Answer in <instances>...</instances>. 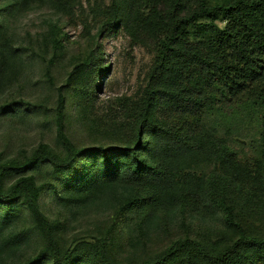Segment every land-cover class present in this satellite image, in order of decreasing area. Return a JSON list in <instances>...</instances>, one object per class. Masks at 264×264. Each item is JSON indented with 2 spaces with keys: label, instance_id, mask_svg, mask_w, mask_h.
Returning <instances> with one entry per match:
<instances>
[{
  "label": "trees",
  "instance_id": "1",
  "mask_svg": "<svg viewBox=\"0 0 264 264\" xmlns=\"http://www.w3.org/2000/svg\"><path fill=\"white\" fill-rule=\"evenodd\" d=\"M36 1L42 0H2L0 13ZM105 21L121 23L132 35L138 29L154 54L140 98L115 99L122 119L114 134L121 137L126 128L131 140L121 137L123 146L111 150L77 148L65 133L63 86L45 77L56 93L52 126L60 153L39 144L32 157L66 172L90 153L104 154L101 175L94 168L75 184L64 207L68 221L93 214L105 220L69 237L40 203L54 186L39 181L36 164L12 166L0 156V264H264V229H250L243 210L264 219V0H111ZM4 26L0 20L2 33ZM57 35V24L48 20L40 42L48 48L51 39L55 46ZM0 36V116L11 112L26 125H43L32 101L4 97L3 86L30 74L34 58ZM97 63L90 53L67 79ZM211 117L232 131L255 124L261 155L240 162L225 139L244 142L229 132L218 136ZM200 165L210 169L196 176ZM174 184L183 188L171 206L159 205V195L147 190L161 193ZM203 206L209 215L199 213Z\"/></svg>",
  "mask_w": 264,
  "mask_h": 264
},
{
  "label": "rangeland",
  "instance_id": "2",
  "mask_svg": "<svg viewBox=\"0 0 264 264\" xmlns=\"http://www.w3.org/2000/svg\"><path fill=\"white\" fill-rule=\"evenodd\" d=\"M110 5L111 0H42L31 2L26 9L16 8L10 14L9 11L5 12V8L0 13V20H4L5 25L3 33L0 34L4 39L11 38L14 47L25 49L27 54L34 58V65L32 64L30 70L32 75L19 76L15 81L7 84V87L4 85V97L8 98L7 102L13 100L11 98L15 96L32 101L33 106L38 107L34 116L40 122L46 119L43 125L35 123L26 125L24 120L18 119V116L11 112L8 116L6 113L1 114L0 152L4 154L0 156L7 160L4 164L12 166L26 162L27 168L28 165L36 164L35 173L39 176V181L46 186L49 183L54 186L41 196L40 203L49 220L54 222V226L56 224L66 226L65 231L71 238L81 235L80 231L83 230L84 224L93 220L99 222L105 220L103 215L93 214L90 218L77 219L75 222L70 220V222L64 207L67 195L73 191L75 184H83L86 177L93 176L91 173L94 172V168L97 170L95 175H101L99 165L104 160V154L90 153L79 159L75 166L66 172H54L49 163L41 165L39 160L32 159L39 144H45L46 152L49 154L60 153L54 141L52 126L56 93L52 85L45 82V77L53 81L57 87L63 86L66 100L65 133L75 146L83 148L99 145L105 150H111L113 147L123 146L122 139L125 142L131 140L126 128L119 133L122 139L114 134V130L121 128L120 119H122L121 113L114 109L115 99L134 101L140 98L154 59L152 46L144 37L140 40L142 32L135 29L132 35L130 29L121 23L108 24L105 21ZM48 20L57 24L60 43L54 46L52 40L47 39V48L46 42L42 43L40 39L47 32ZM92 52L97 57L98 63L87 68L88 71L84 74L79 73L70 78L71 80L67 79L68 71L83 62ZM97 66L100 72L96 71ZM42 73L43 75H40ZM41 76L44 77L38 78ZM12 108L8 109L11 111ZM215 119L211 117L208 122H210L209 126H214L218 130V136L224 138L229 132L233 139L236 137L238 141L244 142L242 146L239 142L224 138L225 142L231 144L237 151L236 156L240 162L250 164L253 159L261 155L262 148L257 143L258 132L255 124H245L232 131L234 128L230 125L217 126L220 122L216 123ZM107 154L113 153L108 151ZM16 158L19 160L16 161ZM201 166L195 167L197 171L192 173L200 176L201 172L207 173L210 169L209 165L203 169ZM171 188L165 191L162 189L161 193L159 189L153 190L152 187H147V190L149 194L153 191L159 195V205L171 206L177 198V192L183 187L174 184ZM191 191L193 194L196 193L193 188ZM173 192L175 194H172ZM237 201L240 205L243 204L240 197ZM22 210L26 213L25 206ZM243 210L245 221L251 224L250 229L253 228L254 232L256 229H264V219L259 214L248 209ZM199 213L207 216L210 211L203 206ZM186 220L190 219L187 217ZM183 224L186 225V222ZM77 243L79 242L74 245Z\"/></svg>",
  "mask_w": 264,
  "mask_h": 264
}]
</instances>
